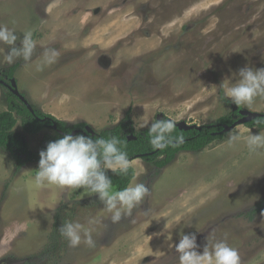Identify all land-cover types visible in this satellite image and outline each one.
I'll use <instances>...</instances> for the list:
<instances>
[{"label": "rangeland", "instance_id": "obj_1", "mask_svg": "<svg viewBox=\"0 0 264 264\" xmlns=\"http://www.w3.org/2000/svg\"><path fill=\"white\" fill-rule=\"evenodd\" d=\"M0 24L21 38L31 30L37 41L31 63L0 57V71L18 65L13 79L28 104L94 134L126 113L134 134L162 118L217 126L229 117L233 124L240 116L221 98L229 99L225 80L235 83L245 66L264 68V0H0ZM47 47L60 56L37 70ZM5 94L0 85V113ZM241 109L264 114V97ZM16 119L14 130L31 151L54 133L28 135ZM248 129L264 134V127L238 125L200 151L178 152L163 168L130 161V184L146 183L150 195L115 224L95 194L37 187L38 163L17 169L0 151V264H178L180 234H195L202 250L209 232L235 247L242 264H264V149L248 151ZM230 133L241 140L229 144ZM56 216L61 225L94 219L96 247L73 249L64 239L53 249Z\"/></svg>", "mask_w": 264, "mask_h": 264}, {"label": "clouds", "instance_id": "obj_2", "mask_svg": "<svg viewBox=\"0 0 264 264\" xmlns=\"http://www.w3.org/2000/svg\"><path fill=\"white\" fill-rule=\"evenodd\" d=\"M115 11V10H114ZM19 41V43H17ZM37 52V41L31 30L24 31L22 38L14 28L0 24V57L9 65L22 59L26 64L33 61ZM42 63L37 70L56 63L60 52L53 47L44 48L40 53ZM235 83L226 79V96L238 107L251 108L257 98L264 97V68L253 69L245 66L234 76ZM258 124L264 119H258ZM147 126L150 144L153 149L164 150L169 146L184 143V136H172L177 128L173 119L155 120ZM249 152L258 153L264 149V134H253L247 130L244 137ZM241 136L230 133L227 142L237 143ZM130 167L128 153L122 148V141L116 137L92 138L85 135L66 134L51 141L39 153V162L34 176L37 187L56 185L61 188H84L95 194L103 202L105 210L111 214L113 224L131 216L134 209L142 205L150 195L146 183L135 180L127 187L112 191V180L108 170L127 174ZM147 214V212H145ZM89 219L87 225L80 221H66L59 228L60 234L70 248H78L82 243L88 248H95L97 241L93 237L94 225ZM195 234L181 233L178 243L173 245L178 264H242L241 256L235 247L225 240H216L209 232L206 243L199 250Z\"/></svg>", "mask_w": 264, "mask_h": 264}, {"label": "trees", "instance_id": "obj_3", "mask_svg": "<svg viewBox=\"0 0 264 264\" xmlns=\"http://www.w3.org/2000/svg\"><path fill=\"white\" fill-rule=\"evenodd\" d=\"M18 68L15 64L11 67L2 69L0 72V80L6 82L13 79L14 72ZM6 78V79H5ZM7 83V82H6ZM9 83V82H8ZM221 93V92H220ZM221 98L226 105H233L229 99L225 96ZM6 100V110L0 113V151H4L13 158L15 166L17 169L21 168L27 163H38L39 153L44 150L47 144L56 139L62 138L66 134H71L73 131H77L76 135H85L92 138H111L116 137L122 141V148L128 153L129 161H132L136 157L146 161L154 162V165L158 168H163L168 165L175 157V155L180 151H191L197 152L206 147L215 139L220 138L223 134H218L222 127L220 125H231L232 121L229 117H223L219 119L217 126L215 127L203 126L201 130H188L183 131L176 128L172 133V136H184V143L178 146H169L164 150L153 149L150 144L149 129L144 130L140 134H134L132 127V122L128 116V113L124 118L113 128L104 130L99 134L91 135L85 131V123H78L69 126L65 121L56 119L53 116L42 113L32 106V111H30L27 106L15 95L6 89L5 94ZM236 106V105H235ZM242 107H235L233 112L234 115L239 117V110ZM16 116L20 119L21 127L24 133L28 135L38 134L42 129L50 128L55 126L56 129L53 131V135L45 134L40 142V147L38 151H31L27 147V142L24 136L14 130V126L17 123ZM166 119V118H162ZM257 118L245 125L248 127L257 126L259 128L264 127V123L258 124ZM134 134V140H128L130 135ZM162 157V159L157 158ZM108 175L112 180V187L117 191L127 187L133 176L134 171L132 167H129L127 174L120 173L118 171H108ZM259 210L256 207L254 211ZM59 218L56 216L52 230L49 237V243L54 248L62 249L65 246L64 238L59 232L61 224H59ZM47 248V247H46ZM48 248L46 252H48Z\"/></svg>", "mask_w": 264, "mask_h": 264}, {"label": "water", "instance_id": "obj_4", "mask_svg": "<svg viewBox=\"0 0 264 264\" xmlns=\"http://www.w3.org/2000/svg\"><path fill=\"white\" fill-rule=\"evenodd\" d=\"M0 85L5 86L8 91H10L13 95L17 96L26 106L27 108L32 111V107L30 104H28V102L24 99V97L18 92L17 86H16V82L14 79H10L9 83H6L2 80H0ZM239 116L240 118L237 119L232 125L228 126V125H222V131L218 134H222L225 133L227 131H230L231 129H233L234 127H237L238 125H244L246 123H249L257 118H264V114L262 113H258V112H253V111H249L246 109H241L239 110ZM177 124V128L179 130H183V131H188V130H201V128L203 126H198V125H190L187 124L184 121L181 122H176ZM209 127H215V126H209ZM51 129L55 130L56 127L52 126ZM85 131L91 135H94L93 130L89 127L86 126L85 127ZM76 132H72L71 135H75ZM131 139H135L134 136L130 135L128 137V140Z\"/></svg>", "mask_w": 264, "mask_h": 264}, {"label": "flooded vegetation", "instance_id": "obj_5", "mask_svg": "<svg viewBox=\"0 0 264 264\" xmlns=\"http://www.w3.org/2000/svg\"><path fill=\"white\" fill-rule=\"evenodd\" d=\"M7 82H9L8 80H6ZM3 87H5V86H3ZM5 89H7L6 87H5ZM8 90V89H7Z\"/></svg>", "mask_w": 264, "mask_h": 264}]
</instances>
